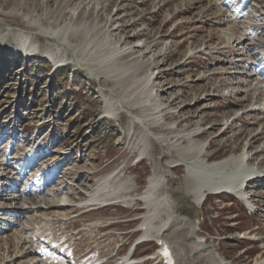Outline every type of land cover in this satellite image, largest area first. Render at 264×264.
<instances>
[{
  "label": "rangeland",
  "instance_id": "1",
  "mask_svg": "<svg viewBox=\"0 0 264 264\" xmlns=\"http://www.w3.org/2000/svg\"><path fill=\"white\" fill-rule=\"evenodd\" d=\"M233 8L241 17L229 12ZM21 31L35 52L27 60L16 48ZM0 40V183L22 170L40 141L30 162L63 160L62 178L50 193L70 186L68 201L54 199L68 203L64 212L40 205L46 209L9 215L38 199L14 207L4 196L0 207L15 209L0 213V228H6L0 264H117L144 237L138 232L150 213L140 196L153 177L163 180L158 196L191 225V264L199 263L196 241L224 264L264 261V183L247 189L256 212L225 195L196 206L181 156L188 141L204 146L197 159L202 163L250 157L255 151L246 147H264V136L249 141L264 125L253 106L258 92L250 73L264 59V0H0ZM56 63L65 66L52 72ZM112 69L124 72L121 81L133 87L124 90L108 75ZM143 88L150 97L141 98ZM109 103L112 115L106 114ZM27 171L35 182L41 170L35 165ZM108 176L115 188L125 183L128 193L103 199L107 207L81 209ZM159 218L131 264H155Z\"/></svg>",
  "mask_w": 264,
  "mask_h": 264
},
{
  "label": "bare ground",
  "instance_id": "2",
  "mask_svg": "<svg viewBox=\"0 0 264 264\" xmlns=\"http://www.w3.org/2000/svg\"><path fill=\"white\" fill-rule=\"evenodd\" d=\"M47 34H49L48 36L50 37L55 35L54 32L53 33L48 32ZM17 37L19 38V44H20V45H17L16 47L17 50L19 47V50L21 49L25 52L24 54L35 53L33 52L34 51L33 43H31V40H29V36L27 34L21 31L20 33L17 34ZM47 38L50 39L49 37H46V39ZM85 38L87 37L82 35L80 36L79 40L83 42ZM20 46H22V48H20ZM112 54L113 52L109 53V55L105 56V58H107V60H111V58H113ZM108 75L111 76L112 78H115L116 79L115 81L121 82V85L124 90H128L131 87H133V84H134L133 82H130L128 80L121 81L124 78V72L122 71L112 69L109 71ZM254 77H256V75H254ZM144 80L145 82H147L149 79L148 77H146L144 78ZM139 94L141 95V98H144V97L148 98V96L150 97L152 92L151 90L143 88L139 91ZM258 100H259L258 98L255 101L253 100V105L256 104ZM256 112L261 115L259 110H257ZM114 113H115V110L113 109L111 103H109L106 114L112 115ZM261 116H262L261 120L264 122V114L262 113ZM226 129H229V128H226ZM225 132L226 131L222 132L221 136L224 135ZM202 133H197L194 136L198 138L201 135H203ZM244 133L245 132L239 133L238 135H240L242 138ZM247 136H250V133H247ZM263 136H264V125L262 128V131L256 134V136H254L256 138L258 137V139L254 137H249V141H251V139L253 138L252 140L254 141V143H257L259 139H261ZM213 142H216V140L212 139L209 142L206 149H208V147ZM262 142H264V140ZM246 148H247V152L253 150L256 153H254L252 156L248 157L247 159L244 158V155H241L239 153L238 156L234 158L231 157V158L225 159L221 162L216 161L212 163V161L209 158H206V163L205 162L202 163V162H199L197 159L201 154V150L204 149V146L202 145L200 147L193 146L192 143L188 141V145L181 152V156L186 161H188V163H185L188 169V176L186 177V181L188 185L186 187V191L193 198L194 205L202 206L203 202L208 196H212L215 193L221 191L222 189H226L228 191L229 189L231 190L233 189L232 194L227 192V194H229L228 196H231V197L232 196L235 197L233 194L239 197L242 196L243 198L248 197L247 194L244 193L246 189H248L251 184H254V183L257 184V181L255 180L246 182V180L251 175L256 174V172L254 171V168L250 167V165H252L256 161L257 157H260V160L258 161V165L260 167L257 170L261 174H264V170H263L264 169V147L261 150L251 149V145ZM142 153L143 152L141 151L140 155H142ZM52 175H50L48 179H45V183L51 179ZM18 178L19 176L14 177L15 180H17ZM112 180L113 179L111 178V176L100 179L98 181V184L96 185L95 190L86 195L85 197L86 202L89 206H92L91 207L92 209H96L100 205L107 204L108 202L103 200L107 197L115 196L116 194H120L122 191H125L122 193H126V192L128 193L129 188L127 189L124 188L125 183H121L117 185V187L115 188L114 186L111 185ZM162 181L163 180L160 177L151 178L149 180L147 189L140 196L141 200L143 201L144 205L149 209V213H150V215L148 216V219L143 224V226L146 227L143 238L144 239L147 238V236L150 233L149 231L154 227L153 222H155L159 218L160 212L163 211L162 214L166 216L163 219L159 218V225L156 228L157 230L156 236L158 234V236L160 237L157 236L156 240L169 244L172 250V255H175L176 258L178 257L177 254L179 253V257H182V258L181 260H178L177 258L176 260L177 264H191V262L189 261V256L187 255V249H186V247H188L186 245V239L189 236L191 225L184 218H180V215H178V212L173 210L172 207L167 206L166 201H164L163 197H159L160 195L158 196L157 192H158L159 186L162 183ZM244 186H245V190L244 192H242V188ZM47 187H48V184L45 187L38 189L36 188L35 185H33L32 191L33 189L34 191H37V194H38L37 196H39V197L33 198L34 200L35 199L39 200V201L36 200L37 202L33 203L35 206L29 207V208H26V207L20 208L19 210H17V212H10L9 215L26 214L28 211L37 213L40 209H46V207L47 209H51L52 211L64 212L65 208L68 207L67 206L68 203H65V202L61 203L60 201L56 202L54 201V199L56 198V199H61L63 201H68V199L66 198V195H67L66 192L69 191L68 187L70 186H67V188L64 189V192L62 193L56 192L55 194L47 193L48 190L44 191ZM227 194L222 193L221 195H227ZM6 196L10 198V199L8 198L10 202L15 201V202L21 203L23 201L22 200L23 198L20 196L18 197H13V195L12 196L6 195ZM249 200L252 202L251 198H249ZM40 205H44L46 207H41ZM151 208H154V210L152 211ZM160 209H162V211H160ZM3 211H4L3 209L0 210V213ZM13 213H16V214H13ZM17 216L20 217L19 215ZM19 235L21 236L20 239L24 237L21 231H19ZM24 240L28 242L27 238H25ZM200 243H201L200 241L194 242V246H196V248L200 247V250L197 251L199 253L198 255L200 256L197 257L196 263L199 262L198 264H224V261L214 254V250H212L211 248L203 249L201 248V246H199ZM133 259L134 258L130 257V254H128L123 258L122 260L123 263L121 264H131L130 261H133ZM261 260L262 258L261 259L257 258L254 260L252 264H263Z\"/></svg>",
  "mask_w": 264,
  "mask_h": 264
}]
</instances>
